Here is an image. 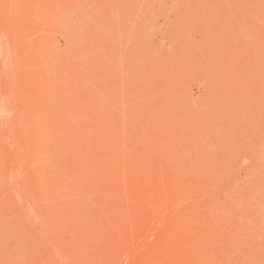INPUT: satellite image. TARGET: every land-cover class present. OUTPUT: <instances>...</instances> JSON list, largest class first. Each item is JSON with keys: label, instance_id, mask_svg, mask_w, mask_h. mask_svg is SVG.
<instances>
[{"label": "rangeland", "instance_id": "rangeland-1", "mask_svg": "<svg viewBox=\"0 0 264 264\" xmlns=\"http://www.w3.org/2000/svg\"><path fill=\"white\" fill-rule=\"evenodd\" d=\"M0 264H264V0H0Z\"/></svg>", "mask_w": 264, "mask_h": 264}]
</instances>
